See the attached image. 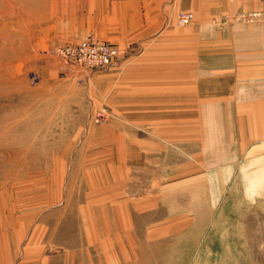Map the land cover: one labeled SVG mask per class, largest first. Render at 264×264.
Segmentation results:
<instances>
[{
	"label": "rangeland",
	"instance_id": "rangeland-1",
	"mask_svg": "<svg viewBox=\"0 0 264 264\" xmlns=\"http://www.w3.org/2000/svg\"><path fill=\"white\" fill-rule=\"evenodd\" d=\"M233 4L0 0L1 255L264 264V19ZM82 40L115 65L64 63Z\"/></svg>",
	"mask_w": 264,
	"mask_h": 264
},
{
	"label": "built area",
	"instance_id": "built-area-1",
	"mask_svg": "<svg viewBox=\"0 0 264 264\" xmlns=\"http://www.w3.org/2000/svg\"><path fill=\"white\" fill-rule=\"evenodd\" d=\"M193 17L190 12H180L176 16L179 24H187ZM237 19L252 21L264 19V9L238 13ZM57 52L64 63L81 68L104 70L115 65L118 50L102 41L82 40L60 47ZM36 75L33 73L32 78Z\"/></svg>",
	"mask_w": 264,
	"mask_h": 264
},
{
	"label": "crops",
	"instance_id": "crops-1",
	"mask_svg": "<svg viewBox=\"0 0 264 264\" xmlns=\"http://www.w3.org/2000/svg\"><path fill=\"white\" fill-rule=\"evenodd\" d=\"M233 6L237 10H246L245 8H247V6L261 9L264 8V0H234ZM11 254L12 257L10 259L9 256L0 254V264H17L12 259L15 256L16 252Z\"/></svg>",
	"mask_w": 264,
	"mask_h": 264
},
{
	"label": "bare ground",
	"instance_id": "bare-ground-1",
	"mask_svg": "<svg viewBox=\"0 0 264 264\" xmlns=\"http://www.w3.org/2000/svg\"><path fill=\"white\" fill-rule=\"evenodd\" d=\"M11 67V66H10ZM16 70V69H15ZM3 235H4V231L2 232V234H1V237H3ZM34 243H36V241H34V240H32V242H31V245H33ZM34 246V245H33ZM32 247V246H31Z\"/></svg>",
	"mask_w": 264,
	"mask_h": 264
}]
</instances>
